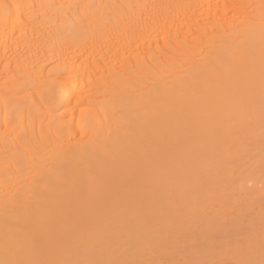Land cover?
Returning <instances> with one entry per match:
<instances>
[{
    "label": "bare ground",
    "instance_id": "1",
    "mask_svg": "<svg viewBox=\"0 0 264 264\" xmlns=\"http://www.w3.org/2000/svg\"><path fill=\"white\" fill-rule=\"evenodd\" d=\"M243 222L264 236V0H0V264H211L158 262ZM257 237L223 264H264Z\"/></svg>",
    "mask_w": 264,
    "mask_h": 264
},
{
    "label": "rangeland",
    "instance_id": "2",
    "mask_svg": "<svg viewBox=\"0 0 264 264\" xmlns=\"http://www.w3.org/2000/svg\"><path fill=\"white\" fill-rule=\"evenodd\" d=\"M210 224V225H209ZM209 224H206V227H210V226H214V228H218L217 230H210L209 231V229H208V231H206L205 229V231L203 230V231H201V233H198V232H200L199 231V229L198 230H195V231H193L194 233H189V234H187V236H186V233H188V232H185V233H179V232H175L174 234L176 235H173V237L170 239H168V240H170V242H172V243H174L173 242V239H174V241L176 242V247H175V245H174V247H175V249H174V251L172 252L173 253V256H171L170 257V253H169V256H161L160 257V254L158 255V254H155L156 256H154V255H152L150 258L151 259H158V257H160V258H169V259H164V260H162V259H160L161 261L160 262H158V263H164V261H166V262H168V260H173V262H171V263H174V262H176L178 259H180V257H181V255L182 256H185L184 257V259H182V257H181V260H187V261H191V259H192V261H195V262H199V261H201V260H208L209 262H211V264H223V262H224V260H227V261H229V259H230V255L232 254V253H237L238 254V248H239V245L241 246L240 248H239V252H240V250H242L243 251V245H241L240 244V242L242 243V244H244V247H245V250H246V248H248L247 246L248 245H251L252 246V244L254 243V242H256L255 240H257V236H261V238L262 237H264V236H262V234L260 233V232H258L259 230H255L254 231V229H255V227L257 228L258 226L260 227V225L258 224V223H252V224H250L249 225V223H236V224H230L229 223V225L228 224H225V223H214V224H211V223H209ZM217 224V225H216ZM187 225H189V224H187ZM191 226V225H190ZM192 226H195V227H198L199 226V223H197V224H192ZM230 226V227H229ZM242 228H241V227ZM248 226V227H247ZM201 227H202V225H201ZM204 227H205V225H204ZM229 228V229H225V231L223 232V228ZM246 227V228H245ZM252 227H254V229L252 228ZM244 228V229H243ZM249 230H248V229ZM252 230H251V229ZM243 229V230H242ZM246 230V231H245ZM212 231V232H211ZM220 231V232H219ZM233 231H235V232H233ZM190 232H192V231H190ZM208 232V233H207ZM211 232V233H210ZM219 232V233H218ZM229 232H231V233H229ZM166 233V231H163L161 234H160V236H162V237H160V236H158L159 237V239H162L163 241L166 239V235H162V234H165ZM207 233V234H206ZM218 233V234H217ZM227 233H229V236H230V234H231V236L229 237L228 236V234ZM236 233V234H235ZM246 233V234H245ZM256 233H258V234H256ZM168 234V233H167ZM180 234V235H179ZM193 234H194V236H193ZM204 234H205V236H204ZM212 234H215V236H213ZM221 234V235H220ZM223 234V235H222ZM235 234V235H234ZM240 234H242V235H240ZM245 234V235H244ZM250 234V235H249ZM261 234V235H260ZM170 235V234H169ZM200 235V236H199ZM201 235H203L202 237H201ZM256 237H254V236ZM174 236H175V238H174ZM192 238H191V237ZM211 236H213V237H211ZM234 236V237H233ZM251 236H252V238H251ZM164 237H165V239H164ZM176 237H177V239H176ZM196 237H198V238H196ZM227 237V238H226ZM243 237V238H242ZM246 237V238H245ZM255 239H254V238ZM183 238V239H182ZM185 238V239H184ZM189 238V239H188ZM193 238H195V239H193ZM154 239V241L157 243V239H155V238H153ZM158 239V240H159ZM176 239V240H175ZM193 239V240H192ZM196 239H198V240H196ZM201 239V240H200ZM227 239H228V241H227ZM236 239V240H235ZM244 239V241H242ZM251 239H254V240H251ZM161 240V241H162ZM185 240V241H184ZM192 240V241H191ZM220 242H219V241ZM226 240V241H225ZM233 242H232V241ZM239 240H240V242H239ZM259 240H262V241H264V239H259ZM153 241V240H152ZM154 241H153V243H154ZM160 241V240H159ZM162 241V242H163ZM184 243H183V242ZM188 241V242H187ZM201 241V242H200ZM218 241V242H217ZM231 241V242H230ZM245 241H249V242H247V243H245ZM253 241V242H252ZM165 242V241H164ZM169 242V241H168ZM186 242V243H185ZM205 242V243H204ZM209 242V243H208ZM222 242H224V243H222ZM229 242V243H228ZM252 242V243H251ZM161 242H159V244H160ZM182 243H183V246H182ZM193 243H195V244H193ZM208 243V244H207ZM219 243H221V244H219ZM235 243V244H234ZM237 243H239V244H237ZM257 243V242H256ZM256 243L254 244V245H256ZM179 244V245H178ZM191 246H190V245ZM210 244V245H209ZM219 245V246H217V245ZM231 244V245H230ZM233 244V245H232ZM246 244H248V245H246ZM258 244H260V243H258ZM178 245V246H177ZM228 245V246H227ZM253 245V246H254ZM188 246V247H187ZM201 246V247H200ZM212 246V247H211ZM224 246V247H223ZM235 246V247H234ZM251 246H249V247H251ZM193 247H194V249H193ZM231 247V248H230ZM232 247H234V248H232ZM177 248H178V250H177ZM183 248V249H182ZM223 248H225V249H223ZM255 248V247H254ZM186 249V250H185ZM215 249V250H214ZM253 249V247L251 248V250ZM188 250V251H187ZM191 250V251H190ZM201 250V251H200ZM213 250H214V252H213ZM218 250V251H217ZM223 250H225V251H227V253L225 254V253H223V252H225V251H223ZM231 250H233V251H231ZM245 250H244V252H245ZM254 250V249H253ZM175 251H177V252H175ZM205 251V252H204ZM221 251H222V253H221ZM230 251V252H229ZM192 252H194V253H192ZM196 252V253H195ZM202 252H204V256H209V258L211 259V261H210V259H208V256H207V259H204V258H206V257H203L202 259H201V257L200 256H202ZM207 252L209 253L210 252V254H207ZM250 252V251H249ZM172 253H171V255H172ZM186 253V254H185ZM201 253V254H200ZM214 253V254H213ZM246 253V252H245ZM174 254H176V257H175V255ZM217 254V255H216ZM239 254H241V252L239 253ZM248 254V253H247ZM179 255H180V257H179ZM212 255H215V256H212ZM234 255H236V254H234ZM153 256L155 257V258H153ZM192 256V257H191ZM191 257V258H190ZM198 257H199V259H201V260H198ZM219 258L220 260H218L217 258ZM226 257H229V259L227 258L226 259ZM158 259V260H159ZM196 260H198V261H196ZM151 262L150 263H152V264H154V262H152V260H150ZM163 261V262H162ZM191 261V262H192ZM215 261H216V263H215ZM170 262V261H169ZM168 262V263H169ZM201 262H203V261H201ZM156 263H157V261H156ZM193 263V262H192ZM228 263V262H227ZM226 263V261H225V263L224 264H227Z\"/></svg>",
    "mask_w": 264,
    "mask_h": 264
}]
</instances>
